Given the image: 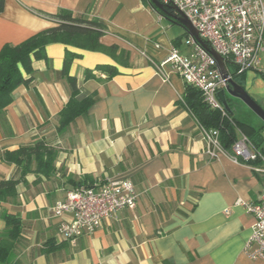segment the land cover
I'll return each instance as SVG.
<instances>
[{"label": "crops", "instance_id": "crops-1", "mask_svg": "<svg viewBox=\"0 0 264 264\" xmlns=\"http://www.w3.org/2000/svg\"><path fill=\"white\" fill-rule=\"evenodd\" d=\"M61 9L99 19L107 27L101 43L118 45L126 56L121 62L101 51L51 43L47 59L33 60L31 74L22 68L31 81L13 91L0 116V180L21 176V167L3 158L6 151L43 139L58 154L50 177L27 173L18 195L0 203V241L5 212L23 221L18 264H264L244 253L254 217L242 203L257 201L262 177L227 153L210 158L200 123L180 102L187 83L170 64L159 67L174 47L190 52V34L183 27L173 32L145 0H5L0 50L57 25L52 15ZM67 50L81 55L69 66L78 98L95 101L58 129L71 97L63 73ZM100 65L115 66L118 73L110 77ZM227 69L264 108V50L256 70L240 73L231 63ZM88 70L92 77H86ZM226 97L234 119L262 128L264 135V121L228 92ZM237 110L244 114L237 116ZM97 178L133 181L137 205L104 219L76 243L61 240L62 218L52 206Z\"/></svg>", "mask_w": 264, "mask_h": 264}, {"label": "built area", "instance_id": "built-area-1", "mask_svg": "<svg viewBox=\"0 0 264 264\" xmlns=\"http://www.w3.org/2000/svg\"><path fill=\"white\" fill-rule=\"evenodd\" d=\"M162 2L176 7L188 18L201 39L224 57L226 67L231 62L240 73L259 67L260 53L264 50V0ZM185 43L191 47L189 53L174 47L159 67L170 64L188 85L200 91L210 108L227 115L228 111L218 96L226 86V79L217 59L193 36L189 35ZM201 129L211 159L217 158L221 152L227 153L236 161L250 164L262 177L257 201L242 203L254 217L244 253L253 260L264 261V154L239 128L230 152L224 150L218 129L202 126ZM138 198L134 182L126 178H97L77 186L68 191L65 200L56 202L51 208L54 216L62 218L58 227L59 238L76 243L80 237L93 234L104 219L116 216L123 209L134 208Z\"/></svg>", "mask_w": 264, "mask_h": 264}, {"label": "trees", "instance_id": "trees-1", "mask_svg": "<svg viewBox=\"0 0 264 264\" xmlns=\"http://www.w3.org/2000/svg\"><path fill=\"white\" fill-rule=\"evenodd\" d=\"M151 5L149 0H145ZM162 2V0H160ZM5 6V0H0V10ZM152 6V5H151ZM163 10H157L163 17L170 19L176 14L171 4L164 3ZM52 17L57 25L37 32L19 44L7 43L0 50V116L5 108L13 100V91L21 84H29L31 78H25L23 70L27 74L33 72L34 59H47L46 46L51 43H63L84 50L101 51L117 61L123 62L126 52H119L118 45H103L101 37L106 34L107 27L99 19H89L85 15H75L71 10L61 9ZM174 22V21H173ZM177 23V22H174ZM188 33V31L186 30ZM81 56L78 53L67 50L63 73L68 77L71 85V97L67 105L60 112V124L58 129L69 125L76 117L86 113L95 99L92 96L79 99L77 79L69 75V66L74 58ZM125 63V62H124ZM231 63V62H230ZM97 69L108 71L109 76L118 73V69L112 65H100ZM264 76V73H262ZM92 72L87 71L86 77H92ZM180 102L188 108L196 117L200 125L206 129L219 130L221 144L227 152H230L237 140V129L240 128L253 141L256 147L264 154V135L262 128L236 121L231 113L227 115L218 109L210 108L203 100L200 91L187 84L185 94ZM232 108V107H231ZM58 150L50 146L45 140L37 139L30 145L21 146L13 151H6L3 155L5 161L16 163L21 167V176L17 179L0 180V203L7 202L18 195L17 186L24 180L29 172L50 177L55 172V160ZM36 167L33 168V164ZM88 180H92L89 179ZM3 218L6 229L0 241V264H18L15 260L17 240L21 236L23 221L20 216L5 212Z\"/></svg>", "mask_w": 264, "mask_h": 264}, {"label": "water", "instance_id": "water-1", "mask_svg": "<svg viewBox=\"0 0 264 264\" xmlns=\"http://www.w3.org/2000/svg\"><path fill=\"white\" fill-rule=\"evenodd\" d=\"M149 2L157 10H163L165 7L164 3L160 0H149ZM174 9L177 13L172 14L170 19L185 28L191 36H193L200 44L207 48L209 52L217 59L223 77L226 79V86L224 89H221L218 92V96L226 110L229 113H232V108L229 104V100L226 97V93L228 92L232 98L236 100V104H245L264 121V108L247 92L244 87L233 80L226 67L224 57L218 54L214 49H211L207 43L201 39L198 31L186 16H184L176 7H174Z\"/></svg>", "mask_w": 264, "mask_h": 264}, {"label": "rangeland", "instance_id": "rangeland-1", "mask_svg": "<svg viewBox=\"0 0 264 264\" xmlns=\"http://www.w3.org/2000/svg\"><path fill=\"white\" fill-rule=\"evenodd\" d=\"M164 24H165V25L172 26V27H173V32H174V31L177 32V30H178V31H179V30L181 31V28H182L181 25H179L178 23H174L171 19H167V18L164 19ZM262 54H263V53H262ZM229 68H231V65L229 66ZM236 113H237V116H241V114H244V113H242L240 110H237Z\"/></svg>", "mask_w": 264, "mask_h": 264}]
</instances>
